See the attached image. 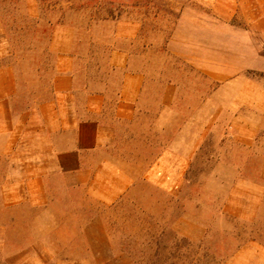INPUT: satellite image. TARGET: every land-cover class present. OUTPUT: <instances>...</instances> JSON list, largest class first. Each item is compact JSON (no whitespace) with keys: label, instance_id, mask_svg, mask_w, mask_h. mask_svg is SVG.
Masks as SVG:
<instances>
[{"label":"rangeland","instance_id":"obj_1","mask_svg":"<svg viewBox=\"0 0 264 264\" xmlns=\"http://www.w3.org/2000/svg\"><path fill=\"white\" fill-rule=\"evenodd\" d=\"M231 13L244 23V16H264V6L234 7V0H0V41L16 66L20 103L47 95L54 30L74 33L83 68L104 61L117 20L140 22V62L157 85L177 84L181 98L152 127L148 114L143 119L140 130L153 150L140 152L145 158L139 165L123 162L137 180L110 204L62 185H51L41 205L6 197L15 196L11 188L18 185L5 182L9 168L1 160L0 264H264V32L253 31L262 54L242 70L221 69L238 55H217L221 64L214 68H221L209 71L167 50L182 16ZM162 145L186 153L188 165L181 179L159 184L143 174L149 155ZM97 212L113 244V262L94 261L87 246L82 228Z\"/></svg>","mask_w":264,"mask_h":264},{"label":"crops","instance_id":"obj_2","mask_svg":"<svg viewBox=\"0 0 264 264\" xmlns=\"http://www.w3.org/2000/svg\"><path fill=\"white\" fill-rule=\"evenodd\" d=\"M256 5L264 6V0H234V7ZM243 18L244 23L233 21L232 13L182 16L167 50L201 70H219V66L214 68L221 64L216 56L223 53L240 57L222 63V70L251 68L257 61L254 57L262 54L253 31L264 32V16ZM140 34L139 21H115L104 61L82 68L74 33L61 35L54 30L49 42L53 60L47 95H37L24 104L19 100L16 66L7 61L11 51L0 41V161L5 159L9 168L5 182L18 185L11 188L17 194L6 197L41 205L51 185H62L83 189L93 200L110 204L137 180L125 164L139 165L145 158L140 152L153 150L140 130L143 119L148 114L150 128L181 102L177 84L164 81L157 85L149 78L148 66L139 60ZM236 101L234 96L232 102ZM113 148L115 155L109 151ZM158 152L149 155L143 176L159 184L181 179L188 165L186 153L173 154L171 146L165 145ZM82 229L94 261L116 260L100 213H94Z\"/></svg>","mask_w":264,"mask_h":264}]
</instances>
